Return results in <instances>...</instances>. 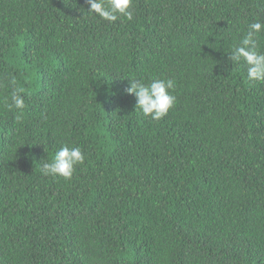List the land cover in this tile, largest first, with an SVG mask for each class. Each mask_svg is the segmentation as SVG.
Here are the masks:
<instances>
[{"label":"trees","instance_id":"1","mask_svg":"<svg viewBox=\"0 0 264 264\" xmlns=\"http://www.w3.org/2000/svg\"><path fill=\"white\" fill-rule=\"evenodd\" d=\"M88 8L0 0V264H264V82L228 59L264 0ZM129 78L173 79L174 107L143 117ZM63 144L84 163L44 176Z\"/></svg>","mask_w":264,"mask_h":264},{"label":"clouds","instance_id":"2","mask_svg":"<svg viewBox=\"0 0 264 264\" xmlns=\"http://www.w3.org/2000/svg\"><path fill=\"white\" fill-rule=\"evenodd\" d=\"M89 8L87 12L98 20L115 23L118 20L133 19L131 10L133 0H86ZM264 30V23L256 20L248 25V30L237 44L232 46L228 55L231 62L241 61L246 65V80L248 82H264V52L259 51L258 34ZM128 94L135 97V110L145 118L161 120L176 103V96L172 91L176 87L173 79L152 78L145 83L143 80L129 78ZM22 90H13L11 96L6 99L5 106L9 111L18 110L21 114L15 115V119H21L22 110L25 107ZM85 155L81 147L63 144L54 153L49 162L42 164L40 171L44 176L70 180L76 166L83 164Z\"/></svg>","mask_w":264,"mask_h":264}]
</instances>
